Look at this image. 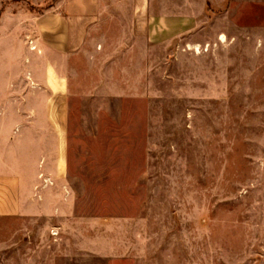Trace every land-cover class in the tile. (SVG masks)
Here are the masks:
<instances>
[{"label":"crops","instance_id":"0c3cea01","mask_svg":"<svg viewBox=\"0 0 264 264\" xmlns=\"http://www.w3.org/2000/svg\"><path fill=\"white\" fill-rule=\"evenodd\" d=\"M260 32L264 0H0V221L39 228L0 239H47L67 256L64 241L98 257L140 253L132 220L75 212L71 101L224 95L165 82L213 79L215 62L228 79L231 43ZM38 258L27 247H0V264ZM46 258L41 264H53Z\"/></svg>","mask_w":264,"mask_h":264},{"label":"rangeland","instance_id":"374dc122","mask_svg":"<svg viewBox=\"0 0 264 264\" xmlns=\"http://www.w3.org/2000/svg\"><path fill=\"white\" fill-rule=\"evenodd\" d=\"M248 34L231 43L228 79L215 62L213 79L165 82L224 95L71 101L75 212L132 220L140 253L98 257L64 241L67 256L35 238L0 247L37 250L40 264L46 253L53 264H264V32ZM38 229L0 221V233Z\"/></svg>","mask_w":264,"mask_h":264},{"label":"trees","instance_id":"16d2710c","mask_svg":"<svg viewBox=\"0 0 264 264\" xmlns=\"http://www.w3.org/2000/svg\"><path fill=\"white\" fill-rule=\"evenodd\" d=\"M35 8V6H33V5H30V9H34Z\"/></svg>","mask_w":264,"mask_h":264}]
</instances>
